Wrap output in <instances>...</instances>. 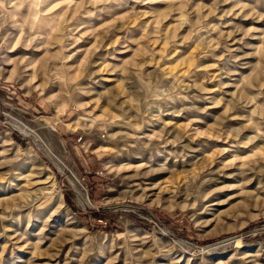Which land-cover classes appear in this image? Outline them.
<instances>
[{"label":"rangeland","instance_id":"rangeland-1","mask_svg":"<svg viewBox=\"0 0 264 264\" xmlns=\"http://www.w3.org/2000/svg\"><path fill=\"white\" fill-rule=\"evenodd\" d=\"M0 264H264V0H0Z\"/></svg>","mask_w":264,"mask_h":264},{"label":"trees","instance_id":"trees-1","mask_svg":"<svg viewBox=\"0 0 264 264\" xmlns=\"http://www.w3.org/2000/svg\"><path fill=\"white\" fill-rule=\"evenodd\" d=\"M78 135L79 133H76L75 135H73V138H78ZM13 139L16 143H20V140L16 137L13 136ZM91 177H96V180L90 184V191H91V195L93 196L95 191L98 190V183L100 182L99 178L96 176L95 173H92L91 174ZM98 179V180H97ZM79 216L82 218V219H85L87 220V216L86 215H82V214H79ZM117 216H126V214H120V213H113V212H105V213H102V212H99V213H92L91 214V218L95 221H99V220H107L109 221V224L106 225L103 230L107 233H110V232H119L121 231L120 227L117 225L116 223V217ZM155 216L157 219L163 221V222H169L170 221V218L162 213V212H155ZM131 221H132V226L135 227V228H141V229H144V230H149V225L140 221V220H137V219H133L131 218Z\"/></svg>","mask_w":264,"mask_h":264}]
</instances>
